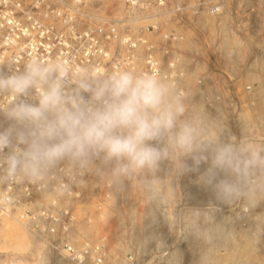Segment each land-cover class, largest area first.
Segmentation results:
<instances>
[{
    "label": "clouds",
    "instance_id": "9594fccd",
    "mask_svg": "<svg viewBox=\"0 0 264 264\" xmlns=\"http://www.w3.org/2000/svg\"><path fill=\"white\" fill-rule=\"evenodd\" d=\"M185 110L158 74L29 57L0 71V183L44 188L64 165L69 177L95 170L116 185L144 177L155 192L167 160L222 202L264 197V143L221 139Z\"/></svg>",
    "mask_w": 264,
    "mask_h": 264
},
{
    "label": "rangeland",
    "instance_id": "374dc122",
    "mask_svg": "<svg viewBox=\"0 0 264 264\" xmlns=\"http://www.w3.org/2000/svg\"><path fill=\"white\" fill-rule=\"evenodd\" d=\"M103 1L106 2V0ZM111 3H113V0H111ZM85 13L89 18L92 19V16L88 11ZM90 13L99 12L90 11ZM196 20L197 18L195 16H183V24L180 28L183 33H185L186 37L195 36L196 38L195 47H192L194 48L196 53V67L199 70L198 74H187L189 76V79H185L186 84L184 82V87H182L178 91L177 89H174V91L182 97L186 109V116L189 115L188 117H190L191 115H193L191 117H197V114L198 116H203L205 120L202 121L204 122L208 130L217 132L221 139H227L229 136L235 137L237 140L247 138L257 143H264V0H228L224 4L222 14L218 17L206 20L204 25L203 22L201 23L202 20L200 21L201 25H197ZM209 23L210 25H208ZM221 25L222 30L221 28H218V26L220 27ZM76 29H78V26L76 27ZM226 29L229 30L232 38L234 39L235 36L234 40L238 41V43H235L234 47H232L233 44L231 43V45H227L226 43L223 44L221 41L222 39L227 37V32L225 33ZM219 30H221V32ZM221 33H225V35ZM189 42H191V40H189ZM233 48H235V51ZM252 78H254L255 81L252 80ZM197 81H199V83ZM184 88H189L191 91L188 89L184 90ZM180 90L182 94L179 93ZM192 103L195 105H193ZM188 104L190 109L188 107ZM199 108L201 110H199ZM188 163L190 164L191 161L189 160ZM204 165L205 164L203 163L201 164L200 168H202L200 170L204 169V167L206 166ZM92 173L96 178V183L91 182L87 183V185L79 184L77 186L79 188H82V197L85 200L83 202H80V207L82 208L79 213H75L73 209V213L75 214V222H71L69 228V233L72 231V234L69 235L68 233L67 236H61L60 234H58L62 239L67 238V240L69 241V239L72 240L77 237L78 239H80V242L88 239V242H90L88 243V245L90 244L91 246L93 245L91 244V242L94 241V243H96L99 241L98 236H102L99 237V239H104L103 242L107 244H104L105 246H111L112 241L114 244L117 239V241H120L121 239L120 242H122L121 244L124 245L123 247H125L126 243V246H129V243L131 244L130 247L132 248L129 247V249L132 251L129 252H131L133 256L132 257L131 254L127 252V247H125L126 249L123 248L120 243L119 246L122 248V250H124L123 252L121 248H118V245V247H114L113 245L112 247H114V250L116 249L115 254L117 255V257L119 256L121 260L125 258L124 262H121L123 264H125V260L126 264H154L157 262H159L160 264H196V260L198 259V256L201 255V252H203L205 247L209 246L210 243L213 242L212 238H206L207 240H205L204 242L205 238L201 234H199L198 231L202 233L208 222L214 223V220H217L218 217H221L227 221L230 219L232 222H235V225L233 226L235 230H238L239 232H237L239 234L240 229L242 230L241 236L239 234L238 236H245L244 238L246 240L249 239L247 242L250 245L253 243V240L256 242H254L255 245L258 243L259 245H261L262 254L259 252L257 255L254 249V251H251L248 247L250 245L248 244L245 245V249H242L241 252H250L251 254H249L248 258L252 255L256 258H249L248 260H251L249 261L250 263L257 262V264H260L259 262L261 261V264H264V225H262L263 223L261 224V222L260 224L262 226L259 224L256 227V224H252V221L253 223L256 222L255 220H257V218L255 220L253 219L256 217V215L258 216V213H264V197H259L261 200L256 199L254 204H248L244 200L222 202L216 198L215 194L210 188H206L196 182V172H187L183 174L176 173L173 170L171 162L167 160L161 162V165L156 172L155 178L159 181V187L155 192L145 187L143 183L145 179L144 177H134L125 180L120 185H116L115 188H112V184L104 176L101 175L100 179L105 180V182L109 183L107 187L99 183L100 179L97 181V175H100L98 172L93 170ZM150 192H153L152 194L154 195H149ZM260 201L263 203L259 205ZM101 208L105 209L102 210ZM101 210L102 213H104L105 210L107 211H105V215L103 214L104 218L100 213ZM143 210L146 211L145 214L143 213ZM148 212L149 214H147ZM188 214L189 216H187ZM145 215H147L146 218L149 221L147 224L149 239L147 238L148 240H146L145 238L144 242H141L140 240L137 241V239L133 238L135 237L133 231L138 227L135 226V224L138 225L136 223L138 219H140L138 221L139 223L142 218L144 219ZM119 216L121 217V219H119ZM246 216L249 217H247V219L249 220L253 218L252 221L244 219L246 218ZM98 218H100L101 220H98ZM235 218L238 219L239 222ZM2 219L3 218H1L0 216V262L2 264H40L41 262V264H84V262L87 263V260L85 259L88 258H90V260L88 259V264H93L94 262L96 263L95 259L91 260L92 258H94L93 254L96 255L94 251H90V255L85 256L87 258H81L80 260L76 259L75 262V259H72L71 256H74L73 258H76L78 256L77 254H72L71 252L68 253L64 250L63 247H61L60 249L51 248L45 241L33 237L26 227L27 231L29 232V236L25 232L22 225L18 221L16 222L14 218H5V220L7 219L6 221H12L13 223H15L11 224L12 227L9 226L11 228L8 229V225L6 223L4 224V222H2ZM167 219L169 222L167 221ZM202 219L203 222L201 221ZM204 220L209 221L205 222ZM92 221L94 222L92 223V225L87 224V222L89 223ZM117 222H119L120 224ZM118 224L119 226L122 225L121 227L123 229L119 227ZM194 225L195 227H193ZM199 225H201L200 228ZM250 225L255 226L256 229L260 230L261 232L258 231L259 233L257 232V234L256 230H254L255 227L252 228L253 226ZM14 227L15 231H20L22 229L28 239V247L26 249L24 248L25 250H15L16 247L14 246L16 245L15 243L17 241L13 238V240H10L11 238L8 239L7 235H5L7 234L5 233L7 232V230L15 232L12 229ZM80 227L83 229H81ZM163 229L165 230V232L167 229V232L165 233ZM116 230L121 233L118 234ZM193 232L195 234L198 233L201 236L193 235L195 236L193 237ZM115 233H117L118 236H115ZM260 233L263 234L262 237L261 235H259ZM166 234H168V236H172L168 237ZM256 234L260 236L258 237L260 238L261 242L259 241V238ZM96 237L97 240H95ZM131 237L133 239H131ZM255 237H257L256 240ZM200 238L202 240L198 241ZM251 239L252 242L250 243ZM134 240L135 242H133ZM192 241L194 242V244ZM40 243L41 245H39ZM134 243H136L137 245ZM253 245L254 244H252V246ZM73 246L77 248L75 245ZM145 246L147 247L143 248L145 250L142 251V247ZM183 246H187V248L189 247V249L185 250ZM135 247H138V249ZM199 247L200 249L196 250ZM133 248L134 250L136 249V251H134ZM147 248H149V251ZM104 250H107V248L103 249V253H105ZM195 251H197L196 254L193 253ZM252 252H254L256 255L252 254ZM103 253H101L102 256H104ZM41 254H44L45 257H42ZM59 254L66 255L65 257L67 258H65L64 256L62 258V255L58 256ZM169 254H172V257L174 258L170 259L171 262L167 259L168 256L171 257V255ZM37 255H41V258H39V256L36 257ZM92 255L93 257H91ZM68 256L71 258L72 262H70L71 260L70 258H68ZM58 257L61 259H58ZM106 257L104 256L103 258L106 259ZM126 257L128 258V260L130 259V263L129 261H127ZM37 258L38 261L36 260ZM139 258L142 259L140 260ZM39 259L44 260L40 261ZM187 259L188 261L186 262L185 260ZM137 260H139L140 262L138 261L139 263H136ZM189 261L191 262L189 263ZM226 264L231 263L229 262Z\"/></svg>",
    "mask_w": 264,
    "mask_h": 264
},
{
    "label": "built area",
    "instance_id": "2783aa9c",
    "mask_svg": "<svg viewBox=\"0 0 264 264\" xmlns=\"http://www.w3.org/2000/svg\"><path fill=\"white\" fill-rule=\"evenodd\" d=\"M226 1L0 0V71L19 70L29 57H57L100 69L128 65L158 74L178 91L186 74L199 72L192 47L196 38L186 37L180 29L183 16H195L199 25L221 15ZM63 168L52 173L44 188L0 183V212L22 222L33 237L51 248L63 247L72 254L92 250L99 260L104 239L81 249L58 235L67 236L70 223L75 222L73 209L82 208L83 190L77 186L96 183L92 171L69 177ZM100 178L97 175V181ZM99 183L109 185L102 179ZM61 184L66 188L58 190Z\"/></svg>",
    "mask_w": 264,
    "mask_h": 264
},
{
    "label": "bare ground",
    "instance_id": "6f19581e",
    "mask_svg": "<svg viewBox=\"0 0 264 264\" xmlns=\"http://www.w3.org/2000/svg\"><path fill=\"white\" fill-rule=\"evenodd\" d=\"M223 18V17H222ZM206 20V19H205ZM208 20V19H207ZM210 20V19H209ZM156 21V20H155ZM221 21V20H220ZM219 21V22H220ZM203 22V25H204V23H205V21H201V23ZM208 22V21H207ZM207 22H206V24H207ZM201 23H200V25H201ZM221 23V22H220ZM222 23H224V22H222ZM208 25H210V23L208 24ZM220 25V24H219ZM224 26V25H223ZM203 27V26H202ZM222 27V25L219 27L218 26V28L220 29ZM221 30H222V28H221ZM221 30H219L220 32H221ZM246 30V29H245ZM223 32V31H222ZM227 32V37H223L224 39H222L221 41H222V43L224 44V43H226L227 45L229 44V45H231V44H233V46L232 47H234L235 46V43H238V41L237 40H234L235 39V36H234V39L232 38V36L230 35V32H229V30H227L226 29V31H225V33ZM225 33H221V34H224L225 35ZM232 39H233V41H232ZM231 43V44H230ZM225 44V45H226ZM222 45V44H221ZM219 46V45H218ZM194 47V46H193ZM225 47V46H224ZM223 47V48H224ZM226 48V47H225ZM236 48V47H235ZM235 48H233L234 49V51H235ZM240 48V47H239ZM244 48V47H243ZM263 48V47H262ZM241 49V48H240ZM221 50V49H220ZM222 51V50H221ZM224 51H225V49H224ZM223 51V52H224ZM238 51V50H237ZM236 53V52H235ZM241 55V54H240ZM226 60V59H225ZM230 60V59H229ZM222 63V62H221ZM139 66H140V63H139ZM187 75V74H186ZM188 75H190V74H188ZM187 75V76H188ZM194 75V74H193ZM187 76H185V79L187 78V80L189 79V76L187 77ZM193 77V76H192ZM257 78V77H256ZM252 80H254L255 81V79L254 78H252ZM260 82V81H259ZM193 83V82H192ZM185 84H186V82H185ZM258 85V84H257ZM256 85V86H257ZM184 87V86H183ZM258 87V86H257ZM256 87V88H257ZM220 88V87H219ZM251 88V87H250ZM261 88V87H260ZM263 88H264V84H263ZM190 90L189 88H184V90ZM262 89V88H261ZM260 89V90H261ZM183 91V90H182ZM191 91V90H190ZM179 93H181L182 94V92H181V90H180V92ZM256 94V93H255ZM259 94V93H258ZM186 96V95H185ZM189 97H191V96H189ZM182 98V97H181ZM200 98V97H199ZM190 99V98H189ZM189 99H187V100H189ZM206 99V98H205ZM196 100H197V98H196ZM249 102V101H248ZM189 103H191V102H189ZM193 104V103H192ZM193 105H195V104H193ZM191 106V105H190ZM188 107H189V104H188ZM196 107V106H195ZM197 107H198V105H197ZM193 108V107H192ZM189 109H190V107H189ZM198 110V109H197ZM199 110H201L200 108H199ZM226 115V114H225ZM185 116H186V114H185ZM189 116V115H188ZM187 116V117H188ZM191 116H193V115H191ZM190 116V117H191ZM195 116V115H194ZM197 117H199L201 120H205L204 119V117L203 116H201V115H199L198 116V114H197ZM243 118V117H242ZM257 118V117H256ZM204 123V122H203ZM208 124V123H207ZM223 127V126H222ZM246 128V127H245ZM244 129V128H243ZM225 133V132H224ZM230 134V133H229ZM228 138H230L229 136H228ZM167 163V162H166ZM205 166V165H204ZM206 167V166H205ZM202 168V167H201ZM200 168V169H201ZM186 180H187V178H186ZM132 181V180H131ZM176 182V181H175ZM175 184V183H174ZM124 185V184H123ZM176 186V185H175ZM107 187V186H106ZM170 187V186H169ZM199 187H201V186H199ZM132 189V188H131ZM174 191V190H173ZM153 192H150V194L149 195H151ZM178 193V192H177ZM198 193V192H197ZM121 195V194H120ZM139 195H142V194H139ZM152 195H154V194H152ZM170 195V194H169ZM108 196V195H107ZM137 196H138V194H137ZM123 197V196H122ZM170 197V196H169ZM168 198V197H167ZM107 199V198H106ZM105 199V200H106ZM154 199H155V197H154ZM169 199V198H168ZM257 199H260V198H257ZM108 200H109V198H108ZM261 200V199H260ZM107 201V200H106ZM136 201V200H135ZM141 201V200H140ZM262 201H263V199H262ZM112 202V201H111ZM259 202V201H258ZM137 203H138V201H137ZM140 203V202H139ZM261 203H263V202H261L260 201V203H259V205L261 204ZM249 204V203H248ZM247 204V205H248ZM103 205V204H102ZM167 205V204H166ZM169 207V206H168ZM244 207V206H243ZM170 208V207H169ZM102 209V208H101ZM103 209H105V208H103ZM102 209V210H103ZM107 209V208H106ZM138 209V208H137ZM149 209V208H148ZM165 209V208H164ZM168 209V208H167ZM213 209V208H212ZM240 209V208H239ZM102 210H101V214L103 215L104 213H106L105 211H104V213H102ZM110 210V209H109ZM123 210V209H122ZM146 210V209H145ZM81 211V209H79V208H77L76 207V209H75V213L77 212V213H79ZM144 211V210H143ZM147 211V210H146ZM146 211H144L143 213L145 214V212ZM264 211V210H263ZM213 212V211H212ZM138 213V212H137ZM142 213V214H143ZM111 214V213H110ZM147 214H149V212L147 213ZM205 214V213H204ZM99 215V214H98ZM97 215V216H98ZM105 215V214H104ZM104 215H103V218H104ZM151 215V214H150ZM0 216H1V218H3L1 221L2 222H4V224L6 223L7 225H8V227L9 226H11V224H15V223H13L12 221H6L7 219H8V217H10V218H12V216L11 215H9V214H7L6 212H0ZM140 216H141V214H140ZM168 216V215H167ZM166 216V217H167ZM171 216V215H170ZM187 216H189V214L187 215ZM245 216V215H244ZM147 217V215H145L144 216V219L142 218V220L138 223V221L140 220V219H138V221L136 222L138 225H136L135 224V226L137 227L133 232H134V236L135 237H133L134 239H137V241L138 240H140L141 242H144V239L146 238V240H148L149 238H148V236H149V233H148V230H147V224H148V219L146 218ZM226 217V216H225ZM230 217V216H229ZM247 217L248 216H246V218H244V217H241V218H244V219H246V220H249V219H247ZM5 218H7L6 220H5ZM101 218V217H100ZM100 218H98V220H101ZM218 218H220V219H218ZM217 218V220H214V223H209L208 221H206V220H204L205 222H208L207 224H206V227L204 228V230L202 231V233L200 232V231H198L199 232V234H201L205 239H204V242H205V240H207L206 238H212L213 239V242L212 243H210V245L209 246H207V247H205V249L203 250V252H201V255L200 256H198V259L196 260V264H206V263H208V264H226V263H231V264H257V262H253V263H250L249 261H251V260H248L249 258L250 259H254L255 257L252 255L251 257H254V258H251V257H249L248 258V256H249V254H251L250 252H245V251H242L241 252V250L242 249H245V245H250L247 241L249 240V239H245L244 237H240L241 236V232H242V230L240 229V234L238 233L239 231L238 230H235V228L233 227L234 225H235V222H232L230 219V221L228 220H225L224 218H221V217H218ZM249 218V217H248ZM252 218V217H251ZM257 218V220H255ZM90 219H91V217H90ZM89 219V220H90ZM119 219H121V217L119 216ZM166 219V218H165ZM197 219V218H196ZM227 219V218H226ZM236 219V218H235ZM253 219V218H252ZM252 219H250L251 221H252ZM5 220V221H4ZM16 220V222L18 221L21 225H22V227L24 228V230H25V232L29 235V232L27 231V229H26V227L24 226V224L22 223V222H20L19 220H17V219H15ZM104 220V219H103ZM102 220V221H103ZM144 220V221H143ZM150 220H151V217H150ZM163 220V219H162ZM238 222H239V220L238 219H236ZM249 220V221H250ZM253 220H255L254 222L255 223H253V221H252V224H256V227L260 224V222H261V224L262 225H264V213L263 214H261V212H260V214L258 213V216L256 215V217L253 219ZM91 221V220H90ZM119 221H121V220H119ZM164 221H166V220H164ZM167 221H168V219H167ZM183 221V220H182ZM185 221V220H184ZM192 221V220H191ZM202 222H203V219L201 220ZM163 222V221H162ZM169 222V221H168ZM238 222H237V224H238ZM92 223H94L93 221L92 222H87V224H91L92 225ZM117 223H119V222H117ZM186 223V222H185ZM190 223V222H189ZM251 223V222H250ZM120 224V223H119ZM119 224H118V226H119ZM204 224V223H203ZM245 224H246V221H245ZM260 224V225H261ZM157 225V224H156ZM170 225V224H169ZM187 225V224H186ZM185 225V226H186ZM249 225V224H248ZM261 225V226H262ZM14 226V225H13ZM94 226V225H93ZM100 226V225H99ZM122 225H120L119 227H121ZM164 226V225H163ZM200 226L201 225H199V228H200ZM250 226H253V225H250ZM249 226V227H250ZM7 227V226H6ZM12 227V226H11ZM11 227H9L8 229H10ZM165 227H166V225H165ZM171 227V226H170ZM193 227H195V225L193 226ZM236 227V226H235ZM239 227V226H238ZM241 227V226H240ZM255 226H253L252 228H254ZM256 227L254 228V230H256V233L259 231V232H261L260 230H258V229H256ZM4 228V227H3ZM81 228V227H80ZM79 228V229H80ZM116 228H118V227H116ZM122 228V227H121ZM191 228V227H190ZM259 228H260V226H259ZM14 231H15V227L14 228H12ZM81 229H83V228H81ZM80 229V230H81ZM123 229V228H122ZM132 229H133V227H132ZM192 229V228H191ZM239 229V228H238ZM264 229V228H263ZM119 230V229H118ZM164 230V229H163ZM168 230H169V228H168ZM195 230V229H194ZM120 231V230H119ZM170 231H172V230H170ZM185 231H188V230H185ZM238 231V232H237ZM2 232V231H1ZM82 232V231H81ZM115 232V231H114ZM116 232L118 233V234H120L117 230H116ZM132 232V233H133ZM164 232H165V230H164ZM166 232H167V229H166ZM165 232V233H166ZM195 232V231H194ZM192 233V236L193 235H199L198 233L197 234H195V233ZM197 232V231H196ZM258 232V233H259ZM264 232V231H263ZM262 232V233H263ZM5 233H7V234H5ZM4 234L5 235H7V237H8V239L9 238H11L10 240H13V239H15L17 242L14 244L15 246L14 247H16L15 248V250H25L28 246V239H27V237H26V235H25V233L23 232V230L21 229L20 231L18 230V231H15V232H12V231H9V230H7V232H5ZM84 233H87V232H84ZM117 233H115L114 235L116 236L117 235ZM190 233V232H189ZM257 233V234H258ZM168 234H169V232H168ZM168 234H166L167 236H168ZM238 234L240 235V236H238ZM256 234V235H257ZM264 234V233H263ZM263 234H259V235H261V237H262V235ZM113 235V236H114ZM201 235H199V236H201ZM246 235H247V233H246ZM259 235H257V237L259 236ZM30 236V235H29ZM118 236V235H117ZM165 236V235H164ZM166 236V237H167ZM170 236V235H169ZM168 236V237H169ZM172 236V235H171ZM170 236V237H171ZM183 236V235H182ZM185 236V235H184ZM192 236H190V237H192ZM251 236V235H250ZM99 237H102V236H98V240H99ZM119 237H120V235H119ZM193 237H195V236H193ZM249 237V236H248ZM257 237H255V240H256V238ZM260 237V236H259ZM258 237V238H259ZM13 238V239H12ZM87 238V237H86ZM114 238H116V237H114ZM122 238V237H121ZM132 237H131V239H133ZM148 238V239H147ZM264 238V237H263ZM93 239H95V238H93ZM120 239V238H119ZM184 239V238H183ZM262 239V238H261ZM95 240H97V237H96V239ZM118 240V239H117ZM116 240V242L113 244V241H112V244H111V246L109 245V246H105V245H107L106 243H104L105 245V247H104V249H106L107 248V250H104V252L105 253H103V255L106 257V259L105 258H103L104 256H102V260H103V262H102V260L101 259H99L98 260V257L95 255V254H93L92 252V254L94 255V258H92L91 260H93V259H95V261H96V263H97V261H99V263L100 264H123V263H121L122 261L124 262V259L123 260H121V258H119V256L117 257V255L115 254V250H114V247H118L122 242H120L121 241V239H120V241H117ZM195 240H196V238H195ZM200 240H202L201 238L198 240V241H200ZM93 241V240H92ZM124 241V240H123ZM126 241V240H125ZM128 241V240H127ZM259 241H260V238H259ZM258 241V242H259ZM33 242H34V240H33ZM133 242H135V240L133 241ZM140 242V243H141ZM148 242H150V241H148ZM193 242V241H192ZM252 242V239L250 240V243ZM255 241L253 240V243L252 244H254L253 246H252V244L250 245V246H248L249 247V249L251 250V251H254L255 250V252L257 253V255H258V253L260 252L261 254H262V247H261V245H259V243L258 244H256L255 245V243H254ZM261 242V241H260ZM71 243L73 244V245H75L77 248H80L81 247V249L85 246V245H87V249H89L90 248V246L88 245V243H90V242H88V239L86 240L85 239V241H81L80 242V239H78L77 237H75V239H72L71 240ZM120 243V244H119ZM124 243V242H123ZM137 243V242H136ZM136 243H134V244H136ZM139 243V242H138ZM264 243V242H263ZM263 243H261V244H263ZM91 244H95L94 243V241L93 242H91ZM193 244H194V242H193ZM39 245H41V243L39 244ZM114 245V247H112ZM118 245V246H117ZM126 245H127V243H126ZM125 245V247H127V249L125 248V247H123L124 245H122L121 244V246L123 247V248H125L126 250H128L127 252L129 253V254H131V256H132V253L131 252H129V251H132V250H130L129 249V247H130V243H129V246H126ZM137 245V244H136ZM160 245V244H159ZM158 245V246H159ZM185 245V244H184ZM187 245V244H186ZM203 245H204V243H203ZM26 246V247H25ZM157 246V247H158ZM13 247V246H12ZM11 247V248H12ZM40 247V246H39ZM42 247V246H41ZM147 246H145V247H142V251L143 250H145V249H143V248H146ZM178 247V246H177ZM184 248H185V250H188L189 249V247L187 248V246H183ZM198 247V246H197ZM248 247H246V248H248ZM7 248V247H6ZM5 248V249H6ZM25 248V249H24ZM43 248V247H42ZM119 249L121 248L120 246L118 247ZM117 248V249H118ZM130 248H132V247H130ZM135 248H137L138 249V247H135ZM140 248H141V244H140ZM140 248H139V250H140ZM187 248V249H186ZM3 249H4V247H3ZM148 249V251H149V248H147ZM200 249V247L199 248H197L196 250H199ZM201 249H202V247H201ZM254 249V250H253ZM12 250V249H11ZM121 250H122V248H121ZM120 250V251H121ZM125 250V251H126ZM133 250H134V248H133ZM14 251V250H13ZM79 251H80V249L79 250H77V251H75V254H78V256L76 257V258H73L72 256H71V258L72 259H75L74 261L76 262V259L77 260H80L81 258H87V257H85L86 255L88 256V255H90V251H92V250H88L87 251V253L85 254L84 252H83V250H81L80 251V253H79ZM109 251V252H108ZM124 250H122V252H123ZM134 251H136V249L134 250ZM138 251V250H137ZM147 251V250H146ZM176 251V250H175ZM193 251V250H192ZM12 252V251H11ZM17 252V251H16ZM40 252V251H39ZM106 252H107V255H106ZM184 252H188V251H184ZM183 252V253H184ZM196 252L197 251H195V252H193L194 254H196ZM220 254H219V253ZM125 253V252H124ZM171 253V252H170ZM176 253V252H175ZM178 253V252H177ZM37 254V253H36ZM121 254V253H120ZM137 254V253H136ZM136 254H135V256H136ZM188 254V253H187ZM252 254H255L254 252H252ZM260 254V255H261ZM264 254V253H263ZM42 255V257L44 256V254H41ZM41 255L39 256V255H37L36 257H38L39 256V258H41ZM62 254H59L58 256H61ZM93 255L91 256V257H93ZM124 255V254H123ZM122 255V256H123ZM168 255V254H167ZM169 255H171V257H167V259L170 261V259L172 258V259H174L173 257H172V254H169ZM256 255V254H255ZM63 256L65 257L66 255H62V258H63ZM138 256V255H137ZM144 256V255H143ZM45 257V256H44ZM90 257V256H89ZM96 257V258H95ZM124 257V256H123ZM133 257V256H132ZM166 257H164V258H166ZM193 257V256H192ZM65 258H67V257H65ZM68 258H70L69 256H68ZM71 258H70V260H71ZM127 258V257H126ZM138 258V257H137ZM180 258V257H179ZM30 259H33V258H30ZM58 259H61V258H59L58 257ZM89 260H90V258H88ZM88 259H85V260H87V263L86 262H84V264H88ZM105 259V260H104ZM140 259V258H139ZM142 259V258H141ZM140 259V260H141ZM256 259V258H255ZM37 261H38V258L36 259ZM40 261H43L44 259H39ZM120 260V261H119ZM190 260V259H189ZM258 260V259H257ZM47 261V260H46ZM46 261H44V262H46ZM56 261H58V260H56ZM73 261V262H74ZM82 261V260H81ZM84 261V260H83ZM127 261H129V263H130V259L128 260V258H127ZM139 260H137V262L136 263H139L138 262ZM160 261H162V260H160ZM186 262L188 261V259L187 260H185ZM228 261V262H227ZM252 261H254V260H252ZM260 261V260H259ZM32 262V261H31ZM61 262V261H60ZM68 262V261H67ZM70 262H72V260L70 261ZM94 262V261H93ZM142 262V261H141ZM171 262V261H170ZM173 262V261H172ZM174 262H175V260H174ZM179 262V261H178ZM185 262V263H186ZM191 261H189V263H190ZM226 262V263H225ZM1 263V262H0ZM40 263V262H39ZM42 263V262H41ZM40 263V264H41ZM69 263V262H68ZM95 263V262H94ZM93 263V264H94ZM95 263V264H96ZM158 264H160L159 262H157ZM157 263H154V264H157ZM260 264H261V261L259 262ZM2 264V263H1ZM70 264V263H69ZM80 264V263H79ZM125 264H126V260H125ZM139 264H141V263H139ZM145 264V263H144Z\"/></svg>",
    "mask_w": 264,
    "mask_h": 264
}]
</instances>
